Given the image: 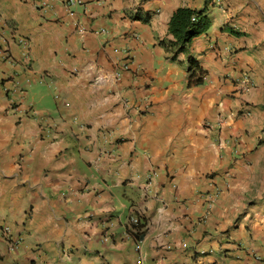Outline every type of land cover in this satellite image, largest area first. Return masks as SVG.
Returning <instances> with one entry per match:
<instances>
[{
    "label": "crops",
    "instance_id": "0c3cea01",
    "mask_svg": "<svg viewBox=\"0 0 264 264\" xmlns=\"http://www.w3.org/2000/svg\"><path fill=\"white\" fill-rule=\"evenodd\" d=\"M82 2L0 0V264H264V0Z\"/></svg>",
    "mask_w": 264,
    "mask_h": 264
},
{
    "label": "trees",
    "instance_id": "16d2710c",
    "mask_svg": "<svg viewBox=\"0 0 264 264\" xmlns=\"http://www.w3.org/2000/svg\"><path fill=\"white\" fill-rule=\"evenodd\" d=\"M212 25L211 19L204 15L203 10H196L187 7L177 9L169 24V31L174 36L175 41L172 43L173 52L175 55L179 53H187L193 40L206 33ZM190 64L194 61L189 58ZM205 71L200 70L198 73H193L189 81V86L200 85L204 83ZM138 227V238L140 237L141 226Z\"/></svg>",
    "mask_w": 264,
    "mask_h": 264
},
{
    "label": "built area",
    "instance_id": "2783aa9c",
    "mask_svg": "<svg viewBox=\"0 0 264 264\" xmlns=\"http://www.w3.org/2000/svg\"><path fill=\"white\" fill-rule=\"evenodd\" d=\"M54 1H56V0H54ZM59 1L63 2L65 4V6H67V7H73L76 5H81L83 3L82 0H59ZM0 37L5 38V41H4L5 47L3 48L2 53L4 55L5 60L7 62H9L11 65L14 64V58L10 52L11 45L19 46L23 50V54H24L25 58H27V59L30 58L29 41L25 37H23L21 35H17V34H13L12 36L7 37L4 29L0 30ZM129 68H130V66H129L128 62H125L122 64L123 70H128ZM6 89H7L8 93L10 92L12 94H15L16 92L21 91L22 86H21L19 80L14 76L13 79L11 80V82L9 83V85L6 86ZM151 176L152 175L149 174L148 178H151ZM213 201H214V197L211 195L210 198L208 199V206H211ZM132 223L134 225L139 224L140 223L139 218H134ZM3 230H4L5 238L7 240L10 252H16V250H18L20 248V246L22 245L21 238H19L18 236H16L14 234V231L10 226H4ZM134 232H136V230H134ZM256 259L259 260L258 257H256Z\"/></svg>",
    "mask_w": 264,
    "mask_h": 264
},
{
    "label": "clouds",
    "instance_id": "9594fccd",
    "mask_svg": "<svg viewBox=\"0 0 264 264\" xmlns=\"http://www.w3.org/2000/svg\"><path fill=\"white\" fill-rule=\"evenodd\" d=\"M140 224V223H139ZM139 224H137V225H139ZM137 225H134L135 227L137 226ZM135 230H136V232H137V229L135 228ZM14 234H15V232H14ZM16 235V234H15ZM17 236V235H16ZM6 239V238H5ZM7 241V240H6ZM21 247V246H20ZM8 248H9V246H8ZM10 251V250H9Z\"/></svg>",
    "mask_w": 264,
    "mask_h": 264
},
{
    "label": "rangeland",
    "instance_id": "374dc122",
    "mask_svg": "<svg viewBox=\"0 0 264 264\" xmlns=\"http://www.w3.org/2000/svg\"><path fill=\"white\" fill-rule=\"evenodd\" d=\"M23 243V242H22Z\"/></svg>",
    "mask_w": 264,
    "mask_h": 264
}]
</instances>
